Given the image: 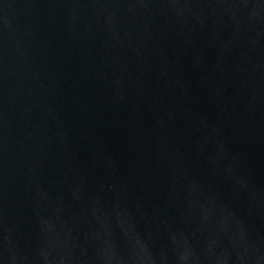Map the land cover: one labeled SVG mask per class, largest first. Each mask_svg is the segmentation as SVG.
Masks as SVG:
<instances>
[{
	"label": "water",
	"instance_id": "95a60500",
	"mask_svg": "<svg viewBox=\"0 0 264 264\" xmlns=\"http://www.w3.org/2000/svg\"><path fill=\"white\" fill-rule=\"evenodd\" d=\"M0 264H264V0H0Z\"/></svg>",
	"mask_w": 264,
	"mask_h": 264
}]
</instances>
